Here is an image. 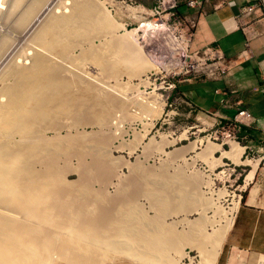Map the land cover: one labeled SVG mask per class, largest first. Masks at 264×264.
Listing matches in <instances>:
<instances>
[{
	"label": "rangeland",
	"instance_id": "obj_1",
	"mask_svg": "<svg viewBox=\"0 0 264 264\" xmlns=\"http://www.w3.org/2000/svg\"><path fill=\"white\" fill-rule=\"evenodd\" d=\"M28 1L26 0L15 8V11H11L6 18L4 16H7L8 9H1L3 14L1 11L0 41L4 36H8L10 42L7 51L5 49L0 54V58L3 57L0 59V77L1 72L3 73L4 68L11 61L23 58L33 48L44 49L31 40L32 30L40 24V21H45L44 16L48 18L49 13L53 14L54 10L57 11L60 6L62 8L64 5V1L61 2V0H47L51 5L46 2L47 7L44 5L45 9L42 7L41 11L38 10L39 13L37 12L32 19L34 23L31 26L28 23L30 28L25 25L23 29L15 30L17 18L26 10L31 0ZM95 1L97 2L96 7L99 8L98 11L103 10L108 14L116 23V28L106 30L102 22H98L97 29L89 31L91 24H87L86 29H88L89 36H85L87 33L85 32L84 36L81 35V37H86L85 39L78 38L79 46L75 45L71 47L72 51L69 50L71 59L64 58L67 63L53 53L50 54L45 49L43 51L49 55V59L51 57L53 60L57 59L59 63L64 62L62 64H66L64 65L66 67L70 65L73 68L77 65L82 70L84 69V75L96 81L106 92L103 91L104 94L109 97L112 95L107 98L112 99L109 102L113 103L112 105L110 103L108 110L100 114L92 108L89 110H94V112L87 110L80 115L78 112L76 116L72 115V118L68 115L69 119L62 115L59 123L43 129V136L50 142L59 141L61 146H73L71 147L73 151L59 154L55 160L56 168L49 173V176L52 174V177L57 178L53 184H50L51 187L48 185L50 188L48 191H54L50 193L51 198L49 194L47 198L51 205L47 207L53 208L47 209L54 217L50 216L52 215L50 213L47 217L45 216V220H40L39 223L41 222L43 227L36 221V224L33 221L30 222L34 226L40 225L42 229L44 228L43 236L51 234L52 236H49L52 238L51 241L54 238L53 245H50V248L53 247L49 249L50 252L53 250L51 256L55 258V262H58L56 264H61V260L63 263V260L65 262L67 259H69L67 262H70L71 256L73 259H80L79 257L83 258V255L78 253L80 251L76 252L78 248L71 247L73 245L69 244L70 235L67 234V230L77 222L79 223L76 226L85 227L87 224L80 222L84 216L83 218L88 217L91 225V228L87 225L85 229L89 230V233L96 234L100 230L98 223L104 207L110 211L113 209L112 203L117 202L120 197V199H132L136 195L134 199L137 201L135 202L141 211L146 213L145 216L148 214L153 221L160 220L166 232L169 231L168 234L173 238L174 243L167 248L170 250L166 253L169 254V257L167 256L169 262L174 263L175 260L174 264H204L208 258L207 253L216 251L220 253L217 264L226 238L221 248H216L211 239L210 242L204 239L207 237L217 239L219 234L225 236V230L219 229L226 225L230 217H234V214H230L231 209L244 196V188L241 186L248 171L253 169L250 161L256 162L264 148L262 150L254 148L251 142L254 138L248 131L243 132V128H239L237 122L226 119L215 120L216 118L211 114L194 108L182 96L181 88L184 82L218 76L222 73L225 62L222 57L218 58L211 49L192 55L187 53V40L192 28V20L188 13L191 9L188 4L189 0ZM52 7L57 9L52 10ZM151 22L163 27L154 29L146 26V23ZM103 29L106 31H102ZM92 30L97 31L94 34ZM126 35H128L127 38ZM123 38H126V41ZM92 45L97 46V49L101 47L100 50L107 47L114 48L111 57L107 56L112 62L109 58L102 57L105 60L102 65L110 69L108 72L104 71L105 67L102 68L101 64L97 63L99 64L97 66L94 61L90 62L92 58L85 59V50H92ZM94 48L93 50H96ZM81 51L85 53L81 55L83 58L80 56ZM2 81L0 78V88L4 84ZM0 99L4 101L6 97L1 95ZM87 107L90 108V106ZM240 122H243L242 119ZM13 139L20 141L18 135H15ZM232 142L244 148L241 155L242 160L246 161L244 164H236L232 158L223 157L225 151L232 149ZM211 144L215 146L214 151L209 149ZM86 145H89L91 149L86 148ZM35 168L37 172L44 171L43 165L37 164ZM150 175L152 177L155 175L154 179H166L169 181L165 180L168 184L171 182L167 185L168 192L175 188L176 181L184 183L183 185L188 188V196L185 199L176 200V205L175 201L170 203L171 208L167 205L163 210L154 198L149 197L152 186L151 188L150 185H140L142 190L145 187L149 189L138 193L141 179L151 177ZM66 195L69 199H66ZM69 202L73 204L70 205ZM215 230L218 231L214 232ZM63 245L67 250L63 248ZM68 245H71L70 248ZM75 253H78L77 258L73 257ZM120 262L121 264L129 263L126 259H121Z\"/></svg>",
	"mask_w": 264,
	"mask_h": 264
},
{
	"label": "bare ground",
	"instance_id": "obj_2",
	"mask_svg": "<svg viewBox=\"0 0 264 264\" xmlns=\"http://www.w3.org/2000/svg\"><path fill=\"white\" fill-rule=\"evenodd\" d=\"M25 1L26 0H0V13L2 11L1 9H8L7 16H4V18H6L9 14H11V11H15V8H18ZM48 1L31 0L28 6L26 5L27 8H25L26 6L24 7L26 10L21 16L19 15V12L18 15L20 17L17 18L18 20L15 24V30H21L25 27V25L29 26L28 23H30L31 26V24L34 23L32 20L34 15L41 11L40 9L44 7L46 2L49 4ZM62 1H64V5L62 8L60 6L61 9L59 8L58 10L57 8L52 7V10L57 9V11L54 10L55 12L53 11V14H51L52 12L49 13V16L47 15L48 18L44 16L45 21H40V24H38L36 21L38 24L36 25L38 27L34 24L36 28L32 30L31 40H34L37 45L39 44L38 46H42V48H44L46 51H49L50 54L53 53V55H56V57H59L61 60L66 62L64 58L71 57L69 54L71 47L75 45L79 46V41L77 44L78 38H86L81 37V35L84 36V33L87 32V24H91L93 27L91 28L90 26V31L91 29H97L96 25L98 22H102L101 24H103L104 28L106 27V30H108V28H116V23L103 10L98 11L99 8L96 7L97 2L95 0H66L67 2L65 0H61V2ZM45 7L47 6L45 5ZM37 16L39 17V14H37ZM37 16H35V18H37ZM40 17L42 18V16ZM146 26H151L154 29L163 27L162 25L155 22L146 23ZM32 27L34 28V26ZM106 30L103 29L102 31ZM95 31L97 30H94V32ZM91 32L94 33L93 30ZM92 33L89 32L91 35ZM86 35H88V32L85 34V36ZM127 36L128 35H126V38ZM7 37L4 36L0 41V54L5 49L7 51V47L10 42L9 37ZM10 38L12 39V36ZM109 45L112 44L110 43ZM92 47V50H85V59L87 60V58H92L90 60L92 63L94 61L96 64L99 63L102 65V63L105 61L103 60V56L106 58L107 56L111 57L110 55L114 53V48L112 47H105L106 49L104 50H100L101 47L97 49V46H94L96 50H93L94 47ZM43 50L33 48V50L29 52V54H25L26 56L24 55L23 58L19 57L20 59H15L8 63L4 68L5 70L3 73L1 72L2 75L0 78L3 80L2 82H4V84L3 87L0 88V96L3 95L6 97V99L4 101V98L0 99V101L2 100L0 102V264L58 263L55 262V258L51 256V254H53V250L50 252V249L53 247L52 246L50 248V245H53L54 238L52 242V238L49 237L51 234L47 236L42 235V230L44 228L42 229L43 226L40 224L41 222L39 223V221H42L43 219L45 220V216L47 217L50 215V213L52 214V212L48 210L51 207H47L50 205L47 198L49 195L51 198L52 194L50 193H52L54 190L49 192L48 189L50 188H48V185L50 186L51 183L53 184L57 178L52 177V174L49 176V173H52L53 168H56L55 160L57 156H59V154L62 152L66 153L68 151H73L71 150V147L73 146H61L59 141L50 142L48 139H46V137L43 136V129L45 127L59 123V120H62V115H65L67 118L69 115V118H72V115L75 114L76 116V113L78 112L80 115L82 112L87 110L93 112L95 110L97 114H100L108 110V107H110L113 103L109 102V100H112L109 99L112 97V95L109 97L108 95L104 94L105 91L100 88L96 81H93L89 78V76L84 75V69L83 71L77 65L74 66L73 64V68L68 64L67 65L69 67H66L64 66L66 64H62L64 62L59 63L57 59L53 60L51 57L49 59V55L45 54V51ZM72 50L73 49L70 51ZM84 54L82 53L80 56H83ZM109 60L111 61L110 58ZM107 61L108 60H106V63H108ZM110 61L109 64L112 62ZM71 62L73 63V60ZM129 63L131 62L129 61ZM99 64H97V66ZM103 66L105 67L104 64L102 65V68H104ZM108 69V67H105V70H102L108 72ZM107 96L109 98H107ZM87 106H90V108ZM92 108L94 110H89ZM15 135L19 136L20 141H15L13 139ZM84 147L82 148H90L89 145L86 148ZM209 149L214 151L215 146L211 144ZM243 149L244 148L238 143L232 142V149L230 151H225L223 157L232 158L236 164H244L246 161H243L241 158ZM37 164L44 166L43 172L42 170L41 172H37L35 168ZM254 171L255 170L253 168V171L248 174L247 180H249L252 175L254 176ZM151 177L141 179L139 186H152L153 188L151 187L152 191L149 192V197L151 196L154 198V200L157 201L163 210L167 205L170 207V203L175 201V204L176 200L179 198L185 199L188 196V188L187 186L185 187V185H183L184 183L182 184L181 182L179 183V181H176L174 183L175 188L172 189V191L169 190L170 192H168L167 185H170L171 182L168 184L167 182L169 181L166 179L165 180L167 182L164 179H154L153 177H155V175L152 178ZM147 188L148 187H145L144 190H142L140 186L138 193L145 191ZM130 195L132 196V194ZM135 196L136 195H134L132 199H120V197L118 201L116 200L117 202L112 203L113 209H110V211L108 209L106 210L107 207H104V210L101 211L102 213H100V220L98 223L100 225H97L98 228H100V233L97 234V232H99L97 231L96 234H93L94 232L92 230L91 232L93 233H89L90 231L85 229L87 228V225L89 227L90 223L87 219L88 217L83 218L84 216L80 222L83 221L84 223L82 222L81 224L84 225L86 223L87 225L85 227L83 225L82 227H78V225L76 226V224L79 223L77 222L73 224L74 226L72 225V227L67 230V234L70 235V237H68L70 239H68L70 241L69 244L73 245H68V248H70L69 246L74 248L76 247V249L78 248L76 252L80 251L78 253L83 255V258L79 257L80 259H78L76 257L78 253H75V256L73 257L77 259H73L71 256L70 262L74 261L75 263L73 264H121L120 260L126 259L129 261V263L134 264L175 263V260L174 263L172 261L169 262L167 258V256L169 257V254H166L168 253L167 251L170 250V248L168 250L167 248L169 246L171 247V245H173L172 243H174L172 236L168 234L169 231L166 232V229L164 228L165 226L163 227V224L160 220L153 221V218L149 217L148 214L145 216L146 213L144 214L143 210L141 211L140 207L135 202L137 201V199H134ZM67 198L68 196L66 199ZM45 203L46 207L44 206ZM239 203L240 201L238 200L236 205L231 209V215L237 210ZM72 204L73 203L70 205ZM50 216L54 217L53 214ZM50 218L52 219V217ZM77 218L78 217H76V219ZM30 221H36L42 227L39 225L41 228L38 230L39 226H34V224H31L32 222ZM232 221L233 218L230 217L226 225L219 229L223 231L225 230V236L224 234H219L217 239L207 237L204 240L210 242L211 239L214 241V243H211L216 248H221L224 239L226 238V233L228 232L227 230L231 226ZM48 224L49 223H47V225ZM70 226L71 224L69 227ZM60 227L58 228L60 229ZM217 231L218 230H215L214 232ZM207 235L211 236L212 234ZM50 242L52 244H50ZM63 248H65L64 245ZM70 250H72V248ZM61 253L64 254L65 252ZM219 254L220 253L216 251H210L207 253L208 258L206 259L208 261L206 260L207 262L205 261L206 263L204 262V264H216ZM58 259L56 258V261ZM91 259L94 260L91 261ZM67 260L65 262H67ZM60 262L61 264H67L69 261L65 263L63 260L62 263L61 260ZM70 262L69 264H72Z\"/></svg>",
	"mask_w": 264,
	"mask_h": 264
},
{
	"label": "crops",
	"instance_id": "obj_3",
	"mask_svg": "<svg viewBox=\"0 0 264 264\" xmlns=\"http://www.w3.org/2000/svg\"><path fill=\"white\" fill-rule=\"evenodd\" d=\"M257 0H201L189 10L194 26L187 53L217 49L225 64L221 74L183 83L182 96L197 110L235 121L264 148V11L249 15L243 8ZM245 111L248 117L239 116ZM242 119L243 122H240ZM240 120V121H239ZM259 161V162H258ZM254 176L243 179L244 196L217 264H264V149L250 164ZM249 164V163H248ZM255 164V166H254Z\"/></svg>",
	"mask_w": 264,
	"mask_h": 264
},
{
	"label": "built area",
	"instance_id": "obj_4",
	"mask_svg": "<svg viewBox=\"0 0 264 264\" xmlns=\"http://www.w3.org/2000/svg\"><path fill=\"white\" fill-rule=\"evenodd\" d=\"M200 3H201V0H189V3H188V4L190 5L191 8H195V7H197ZM259 7H261V8L263 9V11H264V0H257L256 3H254V4H250V5L246 6L245 8H243V10H242V14H244V15H249V14H251V13H254L255 10H256L257 8H259ZM193 26H194V23L191 22V27H193ZM209 50H210V48H209ZM211 50L214 52V54H215L218 58H221V57H222L221 54H220V52H219L217 49H215V48H211ZM239 116H245V117H248V115L246 114L245 111H241V112H239Z\"/></svg>",
	"mask_w": 264,
	"mask_h": 264
}]
</instances>
